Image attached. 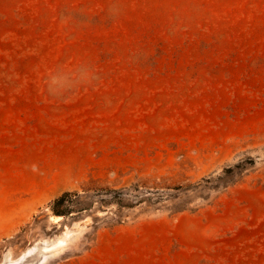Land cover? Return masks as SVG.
Listing matches in <instances>:
<instances>
[{
	"label": "rangeland",
	"instance_id": "rangeland-1",
	"mask_svg": "<svg viewBox=\"0 0 264 264\" xmlns=\"http://www.w3.org/2000/svg\"><path fill=\"white\" fill-rule=\"evenodd\" d=\"M42 243L264 264V0H0V264Z\"/></svg>",
	"mask_w": 264,
	"mask_h": 264
},
{
	"label": "bare ground",
	"instance_id": "bare-ground-1",
	"mask_svg": "<svg viewBox=\"0 0 264 264\" xmlns=\"http://www.w3.org/2000/svg\"><path fill=\"white\" fill-rule=\"evenodd\" d=\"M70 233V232H69ZM64 235V234H63ZM66 236V235H65ZM69 236V235H68ZM57 238V237H56ZM68 239V238H67ZM42 240V239H41ZM56 240V239H55ZM45 241V240H44ZM65 241V239L64 238H61V240H59V242H64ZM40 242V241H39ZM67 241H65V243H66ZM71 243V240H69V244ZM68 244V245H69ZM52 244H45V243H42V244H38V246H35V248L37 247L38 249L37 250H35V248L34 249H30L29 251H28V253L24 256L25 257V259H27V260H29V261H31V260H34V259H37V257L38 256H40L41 255V259L42 260H44V257H45V255H46V253H48L49 251V254L51 255V253H54V252H56L57 251V249L60 247L59 246V244H56V245H54V246H56V249H54V250H47L50 246H51ZM53 246V245H52ZM65 246V245H64ZM62 248V247H61ZM43 250H47L46 252H44ZM26 251V250H25ZM33 251H35L33 254H32V252ZM10 253V252H9ZM24 253H26V252H24ZM11 254V253H10ZM9 254V255H10ZM22 254V253H21ZM20 254V255H21ZM32 254V255H31ZM55 254V253H54ZM20 255H18V256H20ZM30 256H32V258H30ZM10 257V256H9ZM18 258V257H17ZM2 263V262H1Z\"/></svg>",
	"mask_w": 264,
	"mask_h": 264
},
{
	"label": "trees",
	"instance_id": "trees-1",
	"mask_svg": "<svg viewBox=\"0 0 264 264\" xmlns=\"http://www.w3.org/2000/svg\"><path fill=\"white\" fill-rule=\"evenodd\" d=\"M67 196L68 194L64 193L51 202L49 209L52 214L56 216H65L68 214V206L65 204Z\"/></svg>",
	"mask_w": 264,
	"mask_h": 264
},
{
	"label": "water",
	"instance_id": "water-1",
	"mask_svg": "<svg viewBox=\"0 0 264 264\" xmlns=\"http://www.w3.org/2000/svg\"><path fill=\"white\" fill-rule=\"evenodd\" d=\"M54 249H56V246H50L47 250H54ZM47 250H43V251L46 252ZM49 252L46 253L44 260L49 255ZM30 258H32V257H30ZM44 260L41 259V255L38 256L37 259L31 260V261L25 259V257H24L21 261H18L16 264H42V262Z\"/></svg>",
	"mask_w": 264,
	"mask_h": 264
}]
</instances>
